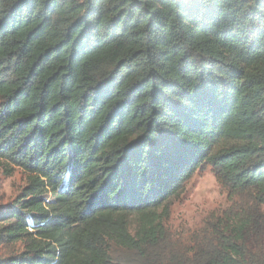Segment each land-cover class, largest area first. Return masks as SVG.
Returning a JSON list of instances; mask_svg holds the SVG:
<instances>
[{
	"label": "trees",
	"instance_id": "obj_1",
	"mask_svg": "<svg viewBox=\"0 0 264 264\" xmlns=\"http://www.w3.org/2000/svg\"><path fill=\"white\" fill-rule=\"evenodd\" d=\"M0 162V264H264L262 209L164 225L205 165L264 208V0H0Z\"/></svg>",
	"mask_w": 264,
	"mask_h": 264
},
{
	"label": "rangeland",
	"instance_id": "obj_2",
	"mask_svg": "<svg viewBox=\"0 0 264 264\" xmlns=\"http://www.w3.org/2000/svg\"><path fill=\"white\" fill-rule=\"evenodd\" d=\"M6 169L0 162V206L10 204L27 181V173L21 168L11 167L9 173ZM49 198L48 196L47 199ZM241 208L244 213L264 210L260 205L254 204L247 193H234L222 186L212 168L209 165L203 166L194 173L179 196L171 201L169 216L164 225L174 240L172 249L179 251L184 246L193 247L197 240L203 241L202 238H206V245L213 243L211 232L226 224L225 217L240 213ZM11 250L12 248L2 249L0 255ZM112 250L115 259L131 261V256L126 251L116 247H112Z\"/></svg>",
	"mask_w": 264,
	"mask_h": 264
}]
</instances>
